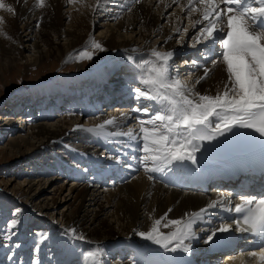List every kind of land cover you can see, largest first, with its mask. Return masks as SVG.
I'll return each mask as SVG.
<instances>
[{"label":"bare ground","instance_id":"1","mask_svg":"<svg viewBox=\"0 0 264 264\" xmlns=\"http://www.w3.org/2000/svg\"><path fill=\"white\" fill-rule=\"evenodd\" d=\"M5 2L14 7L15 15L0 11V17L5 21L2 26L0 25V29L10 37L7 39L0 36V72L5 66H9L10 69L18 65L21 57L22 62L26 60V64L34 65H39L52 57L63 59L71 51L88 45L94 38L95 24H99L98 37L104 36V47L109 52V60L120 62L124 68L123 72L115 76L117 82H107L110 91H115L112 84L119 83L116 92L111 93L115 101L110 104L125 105L122 106V110L111 108V111L106 113L103 108L109 104L108 94L104 99L98 96L95 97L96 99H91L89 97L91 93L85 90V95L81 94V91L77 93L78 98L83 95L82 102L77 100L80 105L74 106L71 111L68 110L70 116L78 115L79 121L85 120L84 125L74 116H66L60 123H51L54 118L53 109L46 110L43 114L33 113L35 105L40 104L37 109H42L44 107L42 104L62 101L67 94L72 93L69 86L75 84L77 89L80 88L82 79L94 77L98 80L97 86L100 87L107 77L102 68H99L92 74L84 73L74 79H60L59 81H63L61 87L42 86L36 89V93L27 92L26 102L30 105L27 110L30 113H26L23 118L19 117L20 124L26 127V132L23 131L25 130L23 127H20V131L13 128L12 114L0 116L6 124L3 130H9L14 134L5 152L25 158L53 150L62 153V155L51 154L53 162L43 165L45 168L37 178L24 179V187L29 193L27 200L30 199L35 206L40 205V211H37L39 214L37 219L41 220L38 222L40 227L42 225L47 227V222L50 224L49 227L55 225L50 217L54 219L59 217L63 219L64 230L75 228L78 233L86 237V241H73L64 232L57 236L60 234V229L57 227L56 230L53 229L52 234L44 231L47 239L43 242L39 243V236H36L25 244L22 240V236L25 235L17 233V230L23 228L24 231L30 225L28 220L34 219L35 211H31L32 215L28 218V211L18 208L21 210V223L17 229H14L16 231L13 230L16 234L12 239L6 240L4 245L0 246V257L5 256L7 264H37V262L42 264L43 260H46V264H92L91 260L86 259V254L94 251L97 245L103 249L99 257L101 264H175L176 260H184L187 255L192 258L199 253L211 256L209 249H213L218 240L229 236V234H218L211 244L204 243L205 237L212 228L221 222L231 223V216L229 214L227 216V213L222 211L213 210L203 222L195 226L199 239L191 242L190 254L183 253L180 256L182 252H165L151 241L142 239L137 232L147 231L152 218H160L167 213L169 219H179L185 213L198 211L209 201L222 196L231 200L233 204L237 203L240 193L238 190L225 189L221 192L213 188L204 190L201 182H205L210 172H219L228 167L224 158L226 154H231L240 160L243 158L242 154H233L220 149L211 151L203 145L201 151L197 153L198 166L189 164L185 167L192 172L191 178L184 174L185 168H183L165 177L157 176L153 182L147 179L142 170H137L136 161L132 159L139 155L134 150L136 147L134 142L126 138H115L112 143H105L103 138L83 130L115 117L122 130L126 131L131 127L138 132L136 117L139 114L131 111L134 108L132 90L138 86L139 75V69L135 64L149 59L152 48L174 51L176 54L174 59L184 62V65L188 63V56L193 58L198 51L208 55L213 53V51H205L204 44L192 46L199 26L193 28L189 24L187 13L180 6L186 4V0H180V3H175L174 0H104L103 7L98 10H94L96 0H85L83 4L75 5L70 4L68 0H46V7L43 9L35 7V0H5ZM129 8L131 11L128 10ZM177 27L188 28L182 43L181 34L175 31ZM129 56L133 57V60H129ZM180 57L185 58L180 60ZM200 65L201 67L197 68L192 64L189 68L175 69L174 72L190 86H194L195 91L214 95L218 89L223 88V81L226 79L223 66L217 64L213 67L212 62L209 61ZM205 67L209 69L207 79L196 84L195 81L203 75ZM125 78L127 79L124 80ZM122 82H125V85H121ZM95 87L92 95L100 91L99 87ZM51 95L54 101L49 102ZM38 100L39 104H37ZM22 106L24 104L15 109V105H12L10 110L17 112ZM64 107L61 109H65ZM122 113L127 114V118L122 117ZM231 142L227 145L224 141L222 145L235 146L241 143L240 139ZM129 144L132 147H128ZM117 156L121 160L120 164L114 159ZM232 162H237V159L230 160V163ZM129 164L132 165L131 169L127 167ZM53 176L64 177V183L56 184L52 192H46V189L54 184L55 179H59ZM50 204H54V212L47 210ZM169 209L172 211L169 212ZM11 219L5 221L1 218V228L4 229ZM104 219L108 222H104ZM169 230L162 228L164 232ZM240 234L235 233V238ZM54 236L56 237L52 238ZM20 239V243H17L16 240ZM43 243H46L47 248L52 247V250L40 252ZM31 245L36 250L34 258L31 257L32 253L29 250ZM225 256V258L229 257V255ZM176 257L177 259L174 260ZM212 257L214 258L213 255ZM232 258L233 256L229 259ZM184 261L188 262V260ZM240 262L249 264L245 259Z\"/></svg>","mask_w":264,"mask_h":264},{"label":"snow or ice","instance_id":"2","mask_svg":"<svg viewBox=\"0 0 264 264\" xmlns=\"http://www.w3.org/2000/svg\"><path fill=\"white\" fill-rule=\"evenodd\" d=\"M68 2L75 5L83 4L85 0ZM174 2L180 3V0ZM103 3L104 0H96L94 10L102 8ZM180 6L186 11L189 24L193 28L199 26L192 46L204 44L205 51L214 50L217 59L212 61L213 67L217 64L223 66L226 74L223 88L214 95L195 91L194 86L174 72L175 52L152 48L149 59L135 64L139 75L132 98L140 103L131 111L139 114L136 117L138 132L131 127L122 130L115 117L83 129L103 138L105 143H112L115 138L134 142V150L139 153L132 157L137 170H142L153 182L157 176H168L189 164L198 166L197 153L205 142L211 143L228 134H245L239 130L255 133L253 139L264 138V0H186V4ZM35 7L43 9L46 0H35ZM0 11L15 15L14 7L5 0H0ZM4 23V18L0 17V25ZM175 31L181 34L182 43L188 28L177 27ZM0 36L10 39L2 29ZM90 48L100 52L106 50L94 38ZM78 58L91 60L93 52L85 49ZM128 59L133 60V57ZM191 63L201 67L198 61ZM208 74L209 69L205 67L203 75L195 83L207 79ZM121 116L127 118L125 113ZM260 143L264 146V139ZM114 159L117 164L121 163L118 156ZM127 167L131 169L132 165ZM213 210L225 212L234 219L231 223L221 222L212 228L204 243L211 244L218 234H229L227 238L233 239L235 233H246L254 237L259 246V251H250L247 255L264 262V185L255 191L242 190L235 204L222 196L179 219H169L167 213L160 218H152L149 229L139 231L137 235L165 252L190 254L191 242L199 239L195 226ZM20 215L21 210H15L14 218L0 230L3 233L0 238L12 239L16 234L13 230L21 223ZM162 228L170 230L164 232ZM64 234L73 241H86V237L75 228L65 229ZM45 239L46 234L39 235L40 242ZM102 252L103 249L97 245L94 251L87 252L86 259L92 264H101L99 257ZM244 254L241 252L239 255Z\"/></svg>","mask_w":264,"mask_h":264},{"label":"rangeland","instance_id":"3","mask_svg":"<svg viewBox=\"0 0 264 264\" xmlns=\"http://www.w3.org/2000/svg\"><path fill=\"white\" fill-rule=\"evenodd\" d=\"M99 28H100L99 24L98 25L95 24V31L93 33V36L95 40L97 37V42H100L104 46V40H105L104 36L98 37L99 36L98 34L100 32ZM22 40L24 41L25 39H22ZM16 43H18V41ZM22 49L24 50V48ZM85 49H88L89 51L93 52V59L88 60L86 58L84 59L78 58V54ZM25 56H28V54L27 55L25 54ZM108 57H109V52L107 50L100 52L98 50L91 49L90 43L86 46H83L76 50L71 51L63 59L52 57V58H49L43 61L39 65L26 64V60L22 62L21 61L22 57H21V60L19 61L20 63H18V65L16 66H13L14 68L10 67L9 69V66H5V69L2 72H0V116L2 115L1 117H4L5 115L12 114V119H13L12 121L14 125L13 128L15 130L18 129V131H20L21 130L20 127H23V126L20 124L21 122H20L19 117L23 118L24 116H26L25 113L27 114L30 113L27 110L28 107L30 106L29 102L28 103L26 102V100H28L27 98L28 96L26 95L27 92H30V94L36 93V89L42 86H49V87L50 86L52 87L60 86L61 87L63 85V81H59L60 79L61 80L68 79V78L74 79V77H78L80 76V74H84V73L92 74L94 71H97L99 68H102V70L105 72L107 79L106 81L103 80L100 87L97 86L98 80L94 77L92 78L90 77L85 80L82 79L80 83V88H78L79 90L76 88L75 84H71L69 86V89L71 90L72 93H69L65 96V98L67 99L63 98V100L60 102H52L54 101V97L53 95H51L50 97L52 99L49 97L48 101L52 103L48 104L47 102L46 103L47 105L42 104L44 105V107L42 109L39 108L40 110L37 109L38 107H40V104H39L40 101L39 100L37 101V104L39 105H35L36 107L33 108V113L43 114L44 111L53 109L54 118L51 123H56V122L60 123V121L65 120L66 116L68 117L70 116V112L68 110L71 111L73 109V106L75 105L74 102L71 100V97L76 96L75 103H78L77 100L79 101L80 99L77 97L78 95L77 93L81 91V94L85 95L84 91L88 90L89 94L91 93L89 97L91 99H95V97L97 98V96H100L99 93L101 90L102 92L107 90L106 82L108 81L112 82L118 73L123 72L124 68L122 67V64L117 61H111L109 60ZM184 58L185 57H180L179 59L182 60ZM176 63L178 65L179 62H177V59H174V65H176ZM177 65L175 66L174 71L175 69L180 70L178 69ZM180 72H183V71H180ZM94 87L95 88L99 87L100 91H98L95 95H92L94 94V90H95ZM41 101L43 103V99ZM31 102L33 101L31 100ZM22 104H24V106L20 108V110L22 109L21 111L19 110L17 112H12L10 110L12 105H15V109H18ZM133 104H135L134 100H133ZM62 107H64L65 109L62 110L61 109ZM134 107L136 106L134 105ZM56 111H60V112L58 113ZM76 113L78 114V111H76ZM71 114H74V113H71ZM72 116H74V118L76 119L78 115H72ZM79 120L80 119L78 118V121ZM84 121L85 120L79 121V123L84 125ZM5 125L6 124L0 118V219L4 218L5 221H8L10 218H14V211L18 208H21V209L23 208V211H28L29 213L28 218L31 217L32 215L31 211H35L34 219L30 221L28 220V223L30 225H28L26 229L24 228L25 229L24 231H22L23 228H19L17 230V233L25 235V236L21 235L23 242L25 244L29 243V240L31 241V239H34V237L39 236L40 234H44V231L45 232L47 231L50 234H52L54 233L53 229L56 230L57 227L60 229V234H58L57 236H60L64 232V228H62L63 219H59V217L56 219H54L53 217H50L52 222L55 223V225L52 224L51 226L52 228L49 227L50 224L48 222H47V225H48L47 227H45V225H42L40 227V225L38 224V222L41 221L37 219L39 216L37 211H40L39 210L40 205L35 206V204L32 203L30 199L27 200V198H29V193H27V190L24 187V179L25 177L33 178V179L37 178L40 175L41 171L45 168V166L43 167V165H48L53 162V159L51 158L52 157L51 154L59 153V155H62V153H60L58 150H53V151H49L46 153H41L39 155L33 154L27 158L21 157L18 154H9V152H5L4 150L5 148H8L7 146L10 142V138L14 137L13 136L14 134H11V131L9 130L7 131L3 130ZM23 128L25 129L26 127H23ZM27 128H29V126H27ZM23 131L26 132V129ZM44 160L46 161L44 162ZM53 177L55 178L56 176H53ZM56 178H59V179H55L56 181H54V184L51 187L49 186L50 188L48 187V189H46V192H49V191L52 192L54 185L56 184L62 185L64 183V177H56ZM44 179H47V178H44ZM47 195H49V193H47ZM24 205H27V206H24ZM47 207H49L47 208V210L51 212L55 211L53 209L55 208L54 204H50ZM110 220L111 219H109V221ZM103 221L108 222L107 219H104ZM1 226H0V230H2ZM2 235H3L2 232H0V236ZM55 237L56 236L52 238H55ZM20 241L21 239L16 240L17 243H20ZM5 242L6 240L0 238L1 247L4 245ZM38 242L40 243V240ZM43 244L41 245L40 252L52 250V247L48 246L47 248L46 243H43ZM29 250L32 253L31 257L34 258L35 256L34 254H36V250L34 249L33 245H31V247L29 246ZM33 258L31 259V261L33 260ZM0 261H1V264L8 263L6 261L5 256L0 257Z\"/></svg>","mask_w":264,"mask_h":264}]
</instances>
